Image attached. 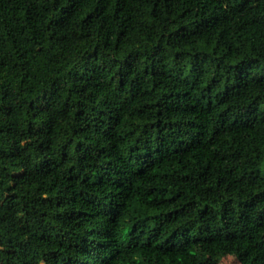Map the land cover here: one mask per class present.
<instances>
[{
    "label": "trees",
    "instance_id": "1",
    "mask_svg": "<svg viewBox=\"0 0 264 264\" xmlns=\"http://www.w3.org/2000/svg\"><path fill=\"white\" fill-rule=\"evenodd\" d=\"M264 0H0V264H264Z\"/></svg>",
    "mask_w": 264,
    "mask_h": 264
},
{
    "label": "rangeland",
    "instance_id": "2",
    "mask_svg": "<svg viewBox=\"0 0 264 264\" xmlns=\"http://www.w3.org/2000/svg\"><path fill=\"white\" fill-rule=\"evenodd\" d=\"M260 173L262 175H264V164L261 166L260 168ZM218 264H239L233 256L231 255H227L225 257H223L219 262Z\"/></svg>",
    "mask_w": 264,
    "mask_h": 264
}]
</instances>
